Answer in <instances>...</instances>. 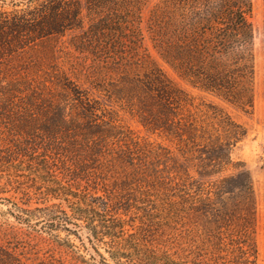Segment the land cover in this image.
<instances>
[{
	"label": "trees",
	"instance_id": "1",
	"mask_svg": "<svg viewBox=\"0 0 264 264\" xmlns=\"http://www.w3.org/2000/svg\"><path fill=\"white\" fill-rule=\"evenodd\" d=\"M254 6V0H0V171L12 174L25 157L49 176L44 188L23 189L44 201L31 209L16 205L19 222L40 224L37 230L51 235L63 229L95 242L108 237L112 254L121 252L122 235L137 243L150 234L167 238L153 245L175 248L176 264H258L252 175L231 157L245 128L215 106L196 105L154 55L194 87L249 111ZM67 33H74L68 41ZM39 43L45 62L59 53L62 62L80 64L84 76L74 67L42 75L37 62L14 65ZM116 109L166 142L136 136ZM123 215L138 216V230L128 233ZM165 217L194 226L184 228L185 236H165ZM2 234L0 264H30L15 231Z\"/></svg>",
	"mask_w": 264,
	"mask_h": 264
},
{
	"label": "rangeland",
	"instance_id": "2",
	"mask_svg": "<svg viewBox=\"0 0 264 264\" xmlns=\"http://www.w3.org/2000/svg\"><path fill=\"white\" fill-rule=\"evenodd\" d=\"M254 4L252 20L256 29L255 101L253 108L249 111H245L213 93L194 87L180 77L158 55H154L166 74L193 97L196 105H199L204 110L207 109V106H215L245 128L246 133L232 148L231 157L233 161L244 162L252 175L256 197L258 264H264V0H254ZM73 34L67 33L64 40L68 41ZM45 51V46L39 43L34 46V49L24 53V56L22 54L15 57L14 65H21L25 61L30 64L37 62V64L43 65L41 71L38 72V74L42 75L44 71H52L53 68L74 67L75 71H77L76 73L81 72L80 77L84 76V69L80 64L71 65V63L62 62L64 58L63 55L62 58H59L61 55L59 53L57 54L58 56L56 55L57 59L54 63L45 62L46 58L42 57ZM51 64H53V67L49 68ZM75 75L79 76L78 74ZM114 115L136 136L142 139L147 138L153 142H166L158 134L147 131L139 122L138 117L130 112L116 109ZM42 158V153H38L35 156L37 161ZM12 170L10 175L0 171V235H3L2 232L5 231H15L16 235L25 244L24 255L30 264H102V259H105L104 261L109 264H176L174 261H177L178 258L175 257V248L164 245L161 250L156 251L153 244L159 238L150 234L140 239L137 243L134 242V237L128 234L122 235V237L117 239L123 243L121 252L112 254L109 248L112 246V241L108 237L104 239L105 243H101L88 240L85 235L81 236L80 233H69L63 229L54 231L52 235L41 233V231L37 230L40 228V224L36 227H29L20 223L17 218L16 205L24 209H31L43 206L41 201H44V195L31 194L28 196L23 193V189H29L35 185L44 188L48 184L43 179H48L49 176H41V174H45V171L43 173V170L38 171L33 168L32 162L25 157H21L18 167L12 168ZM48 170L50 171V168ZM58 201V199L51 197L50 202ZM140 214L142 215V212ZM159 216L161 220V214ZM123 218L126 219L125 228L128 233L138 230L137 226L140 224L138 216L130 218L129 215H123ZM174 218L165 217L164 225H160L162 229L164 228L165 236L171 234L180 235L181 232V235L185 236L184 228L190 229L194 226V224L189 225V222L182 225V221L174 220ZM166 240V237L161 236V240L158 241ZM181 240L184 241L185 237L181 238ZM10 241H12V245L17 242L14 236H11ZM19 251H23L21 247Z\"/></svg>",
	"mask_w": 264,
	"mask_h": 264
}]
</instances>
